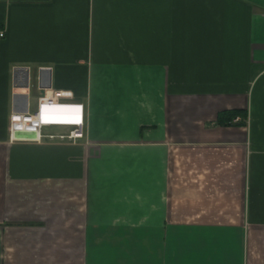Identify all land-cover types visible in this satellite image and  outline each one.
I'll return each mask as SVG.
<instances>
[{
	"label": "crops",
	"instance_id": "obj_1",
	"mask_svg": "<svg viewBox=\"0 0 264 264\" xmlns=\"http://www.w3.org/2000/svg\"><path fill=\"white\" fill-rule=\"evenodd\" d=\"M0 31V264H264V0H0ZM62 92L82 138L11 139Z\"/></svg>",
	"mask_w": 264,
	"mask_h": 264
},
{
	"label": "built area",
	"instance_id": "obj_2",
	"mask_svg": "<svg viewBox=\"0 0 264 264\" xmlns=\"http://www.w3.org/2000/svg\"><path fill=\"white\" fill-rule=\"evenodd\" d=\"M3 32L0 31V36ZM61 94V95H60ZM58 96H42L38 99L36 109L31 111H15L10 116L9 131L13 141L41 142L45 138L58 142L75 143L83 136V107L81 103L61 101L59 96L70 97V92H62ZM63 110L56 114L55 110ZM47 119L43 120L42 118ZM61 118V119H60ZM236 117L233 122H239ZM51 125L69 126L64 133H44L43 128Z\"/></svg>",
	"mask_w": 264,
	"mask_h": 264
},
{
	"label": "trees",
	"instance_id": "obj_3",
	"mask_svg": "<svg viewBox=\"0 0 264 264\" xmlns=\"http://www.w3.org/2000/svg\"><path fill=\"white\" fill-rule=\"evenodd\" d=\"M236 117L241 118L236 123H244L247 118V113L241 109L223 111L219 114L217 122L220 124H231Z\"/></svg>",
	"mask_w": 264,
	"mask_h": 264
},
{
	"label": "bare ground",
	"instance_id": "obj_4",
	"mask_svg": "<svg viewBox=\"0 0 264 264\" xmlns=\"http://www.w3.org/2000/svg\"><path fill=\"white\" fill-rule=\"evenodd\" d=\"M55 111H56V114H63L64 112L63 110H57V109Z\"/></svg>",
	"mask_w": 264,
	"mask_h": 264
},
{
	"label": "clouds",
	"instance_id": "obj_5",
	"mask_svg": "<svg viewBox=\"0 0 264 264\" xmlns=\"http://www.w3.org/2000/svg\"><path fill=\"white\" fill-rule=\"evenodd\" d=\"M42 119H43V120H44V119L46 120L47 118L43 116V118H42ZM60 119H61V118H60Z\"/></svg>",
	"mask_w": 264,
	"mask_h": 264
},
{
	"label": "rangeland",
	"instance_id": "obj_6",
	"mask_svg": "<svg viewBox=\"0 0 264 264\" xmlns=\"http://www.w3.org/2000/svg\"><path fill=\"white\" fill-rule=\"evenodd\" d=\"M31 112H33V110H31ZM43 130H45V128H44ZM45 131H46V130H45ZM60 133H64V132H60Z\"/></svg>",
	"mask_w": 264,
	"mask_h": 264
}]
</instances>
